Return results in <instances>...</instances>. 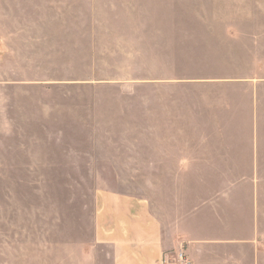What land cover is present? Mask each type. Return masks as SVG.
<instances>
[{
	"label": "rangeland",
	"instance_id": "rangeland-1",
	"mask_svg": "<svg viewBox=\"0 0 264 264\" xmlns=\"http://www.w3.org/2000/svg\"><path fill=\"white\" fill-rule=\"evenodd\" d=\"M0 38V264H110L135 214L264 264V0H0Z\"/></svg>",
	"mask_w": 264,
	"mask_h": 264
},
{
	"label": "crops",
	"instance_id": "crops-1",
	"mask_svg": "<svg viewBox=\"0 0 264 264\" xmlns=\"http://www.w3.org/2000/svg\"><path fill=\"white\" fill-rule=\"evenodd\" d=\"M12 47V42L8 44L4 38H0V80L4 82H7L3 77L4 72H7V66L3 64L8 63L5 58ZM144 218L135 214L124 216L119 222L115 221L116 223L110 226L104 225L98 228L96 226L94 239L98 243L107 244L110 248V264H160L163 254L172 261L180 248L184 250L190 264L217 262L216 258L212 259L208 254H200L201 251L206 250L204 244L209 242L207 239L179 232L175 224L162 225L160 221ZM218 259H223V262L225 260V258Z\"/></svg>",
	"mask_w": 264,
	"mask_h": 264
},
{
	"label": "built area",
	"instance_id": "built-area-1",
	"mask_svg": "<svg viewBox=\"0 0 264 264\" xmlns=\"http://www.w3.org/2000/svg\"><path fill=\"white\" fill-rule=\"evenodd\" d=\"M160 264H190V261L183 249H178L173 256L172 261L168 260L166 254H163Z\"/></svg>",
	"mask_w": 264,
	"mask_h": 264
}]
</instances>
